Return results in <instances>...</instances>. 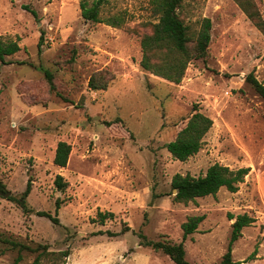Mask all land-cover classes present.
Returning <instances> with one entry per match:
<instances>
[{"label": "rangeland", "instance_id": "rangeland-1", "mask_svg": "<svg viewBox=\"0 0 264 264\" xmlns=\"http://www.w3.org/2000/svg\"><path fill=\"white\" fill-rule=\"evenodd\" d=\"M82 1L93 0H0V36L21 47L7 57L15 62H0V179L9 192L0 195V264L18 253L11 240L68 248L63 264H174L141 246L140 233L180 242L181 224L193 215L204 219L183 241L187 260L219 264L231 223L243 213L254 221L234 242L232 260L264 264V100L244 80L253 71L264 84V0H184L186 24L196 30L208 17L212 27L207 59L189 62L178 84L139 65L141 34L158 20L151 0H105L101 22L81 16ZM112 16L120 26L105 23ZM99 70L114 77L105 90L88 86ZM193 103L213 124L200 150L179 161L165 144ZM60 140L71 146L62 168L52 162ZM215 162L249 167L236 192L173 201L174 174L203 175ZM58 173L67 182L62 190ZM28 179L33 211L24 213L8 197H18ZM36 211L56 213L59 224ZM99 212L112 215L100 222ZM34 256L23 250L20 264ZM41 264L62 263L51 256Z\"/></svg>", "mask_w": 264, "mask_h": 264}, {"label": "trees", "instance_id": "trees-1", "mask_svg": "<svg viewBox=\"0 0 264 264\" xmlns=\"http://www.w3.org/2000/svg\"><path fill=\"white\" fill-rule=\"evenodd\" d=\"M105 0H93L90 5L86 1L80 3L81 16L85 20L91 22H101L99 16L100 8ZM184 0H151L153 10L158 15V20L151 24L148 32H144L140 37V46L142 56L139 65L143 70L162 77L173 83H180L189 62L195 59L206 60L208 46L211 39L212 22L208 17H202L199 21V27L194 30L190 25L186 24L179 14V9ZM25 9L29 10L34 16L36 11L29 9L24 5ZM248 17L253 19L254 13L243 7ZM122 19L112 16L106 19L107 25L118 27L121 25ZM43 33H41L38 41V46L42 43ZM20 45L17 40L4 39L0 36V62L10 64L15 62L7 57L20 50ZM48 86L51 90H55L53 75L50 71L44 72ZM112 73L109 71H95L88 79V86L92 89H103L108 87L109 82L113 79ZM253 90L264 100V84L259 81L253 71L246 74L244 78ZM186 122L183 127L177 132L173 140L165 144L166 149L171 156L179 161H185L189 157L195 155L202 147L203 138L210 130L213 120L211 117L201 111L198 103L192 104V112L185 118ZM71 146L66 141L60 140L57 142L52 162L57 167H65L70 155ZM249 172V167L230 168L227 165L215 162L207 167L205 173L199 176H192L189 173H176L172 176L170 187L173 193V201L188 203L194 201L198 197L207 195L215 196L221 188H225L229 192H236L239 188V183L243 182L244 177ZM54 184L57 189L62 190L67 186L61 174H56ZM32 181L27 180L25 189L18 197L9 196L8 199L15 201L24 213L32 212L26 202L31 191ZM175 190V192H174ZM6 192V187L0 179V195ZM61 204V200H55L56 212ZM37 215L45 216L51 220L53 224H59L57 214L54 215L47 211H36ZM106 214L111 216V213H98V220L103 222ZM234 218V217H233ZM204 219V215L189 216L186 221L181 224L182 240L173 242L171 240H150L140 233V245L143 247L152 248L155 252H161L167 255L174 264H191L186 258V250L183 241L198 228L199 223ZM254 221V218L246 213L235 216L231 223V231L225 253L219 264H239L232 260V249L234 242L241 236V230L244 226L249 225ZM7 242V241H6ZM12 248H17V255L12 264H20L22 260V251L35 253L32 264H41L43 259L51 257L56 261L64 263L65 258L70 254V249L61 251L49 250L47 244H37L30 246L25 243L9 241ZM252 254L249 255L250 258Z\"/></svg>", "mask_w": 264, "mask_h": 264}, {"label": "water", "instance_id": "water-1", "mask_svg": "<svg viewBox=\"0 0 264 264\" xmlns=\"http://www.w3.org/2000/svg\"><path fill=\"white\" fill-rule=\"evenodd\" d=\"M174 192H175V190H174ZM8 194H9V192H6V193H5L6 196H7Z\"/></svg>", "mask_w": 264, "mask_h": 264}]
</instances>
